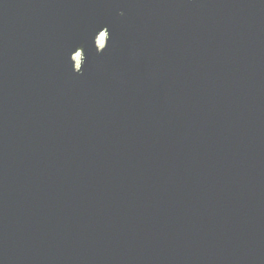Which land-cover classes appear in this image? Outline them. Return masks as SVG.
<instances>
[{
  "label": "water",
  "instance_id": "1",
  "mask_svg": "<svg viewBox=\"0 0 264 264\" xmlns=\"http://www.w3.org/2000/svg\"><path fill=\"white\" fill-rule=\"evenodd\" d=\"M0 264H264V0H0Z\"/></svg>",
  "mask_w": 264,
  "mask_h": 264
}]
</instances>
